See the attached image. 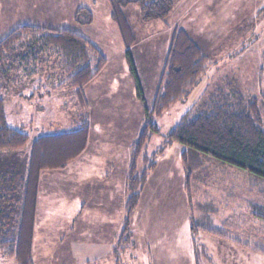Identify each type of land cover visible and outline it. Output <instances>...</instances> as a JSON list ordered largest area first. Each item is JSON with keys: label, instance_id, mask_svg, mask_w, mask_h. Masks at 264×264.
Here are the masks:
<instances>
[{"label": "rangeland", "instance_id": "374dc122", "mask_svg": "<svg viewBox=\"0 0 264 264\" xmlns=\"http://www.w3.org/2000/svg\"><path fill=\"white\" fill-rule=\"evenodd\" d=\"M171 2L172 9L163 20L143 21L135 4L122 8L132 30L133 43L128 48L135 75L124 55L126 46L111 19L109 0H86L85 5L79 7L91 13L89 24H74L77 8L69 17H64L62 24H52L51 28L37 26L53 30L73 28L100 50L105 65L83 88L76 90L61 84L66 75L51 49L30 47V62L26 65L30 73L18 65V57L29 51L25 46L10 52L7 59L0 62V96L7 123L29 138L18 150L0 152V174L11 169L23 176L26 149L31 148L36 138L75 128L81 116L87 114L86 149L77 160L71 161L70 168L52 172L55 177L45 186L58 190H49L51 197H57L62 190L60 197H64L51 201L69 204L77 178L80 185L75 194L85 206V198L93 190V186L87 185L92 184L96 176L100 181L107 176L111 193L115 195H112L115 205L110 203L114 209L109 215L83 216V212H79L63 227L65 230L56 228L44 232L50 225L45 226L44 233L41 232V249L36 247L38 254L35 252L33 264H208L201 252L196 255L192 249L198 237L206 245V253L213 257V264H264L261 251L264 249V219L257 218L251 207H264L263 182L244 170L194 155L188 149L183 161L181 155L186 148L178 143L165 148L155 168L149 172L128 231L121 237L132 146L147 119L145 109L151 111L175 29L181 28L187 33L206 56L207 66L188 96L172 104L160 116H151L159 132L147 144L146 154H152L161 146L185 112L196 115L212 100H234L238 95L245 100L256 98L264 117L259 76L264 55V0ZM23 43L30 44L29 37H24ZM243 47L245 51L234 55ZM135 76L143 96L140 100L135 94ZM141 168L138 160L137 169ZM94 171L96 176L89 177ZM10 192L7 186L0 190L11 207L12 203L15 206L16 198H11ZM1 207L0 214L9 208ZM9 211L10 216L17 213H13V209ZM47 216L41 215L42 225L50 223V220L45 222L49 218L56 223L60 218ZM11 219L6 221L9 231L13 229L14 219ZM89 225L91 230L86 227ZM189 226L191 230L187 231ZM59 229V234H55ZM207 230H211L212 235ZM217 234L230 239L221 240ZM85 239L92 242L75 244L79 255L70 254L68 243ZM86 250L91 253L87 254ZM0 264L16 262L0 250Z\"/></svg>", "mask_w": 264, "mask_h": 264}, {"label": "trees", "instance_id": "16d2710c", "mask_svg": "<svg viewBox=\"0 0 264 264\" xmlns=\"http://www.w3.org/2000/svg\"><path fill=\"white\" fill-rule=\"evenodd\" d=\"M109 2L111 19L117 25L126 46L124 55L135 75L128 48L133 43L132 30L122 14V8L135 4L139 7L143 21L163 20L169 15L172 2L171 0H109ZM73 18L76 25H85L92 21L91 13L85 8H78ZM24 37H29L30 44L23 43ZM21 45L29 48L28 52L18 57V65L24 67V71L28 73L31 71L26 66L30 62L28 53L31 52V46L38 45L40 50L51 49L59 58L60 70L66 75L61 84L76 90L87 85L105 65V60L96 45L70 27L53 30L31 25L17 26L0 40V62L5 61L10 52H17ZM245 50L243 47L234 52V55ZM206 66L207 58L198 46L183 29H175L151 111L145 109L147 119L132 146L121 237L128 231L130 218L138 205L140 192L149 172L155 168L164 149L173 143L186 148L181 155L183 161L188 149L194 155L210 157L220 163L244 170L259 178L264 185V117L256 98L245 100L238 95L234 100L227 98L212 100L196 115L187 111L171 128L155 152L150 155L145 152L152 136L159 132L156 124L151 121V116H160L172 104L188 96L205 73ZM259 76L262 80L261 103L264 105V55ZM134 89L136 97L142 99L141 87L136 76ZM77 97L81 99L80 94ZM88 120L85 114L81 116L80 123L75 128L36 138L31 144L23 176L11 169L0 174V190L7 186L12 191L11 198H16L15 206L12 203L10 207L9 199L0 195V208L9 207V210H14L13 213L17 212L10 216L7 209L0 214V221H3L0 225V250L7 258H13L16 264H33L32 242L40 174L42 171L63 169L84 152L89 134ZM28 141L25 132L8 125L4 101L0 96V152L18 150ZM138 160L141 161V170L137 169ZM16 206L18 208L14 209ZM251 207L255 210L257 218L264 219V207L256 205ZM204 213L206 210L202 214L203 220L206 216ZM11 218L14 219V223L13 229L9 231L6 221ZM206 219L210 223L208 216ZM192 226L191 229L195 231V227ZM261 251L264 253V249Z\"/></svg>", "mask_w": 264, "mask_h": 264}, {"label": "crops", "instance_id": "0c3cea01", "mask_svg": "<svg viewBox=\"0 0 264 264\" xmlns=\"http://www.w3.org/2000/svg\"><path fill=\"white\" fill-rule=\"evenodd\" d=\"M86 0H0V40L8 34L11 30L16 28L19 25H36V26H43V27H50V25H58L65 22V18L69 17L71 12H73L75 9L84 6ZM65 17V18H64ZM47 25V26H46ZM26 153L24 155V159L26 161V166L28 164L29 159V151L30 147L26 149ZM78 159V158H77ZM75 159V160H77ZM73 160V161H75ZM72 161V162H73ZM71 165V162L64 168L67 169ZM70 168V167H69ZM64 169H61L63 171ZM60 170H53V171H42L40 174V185L38 188V194H37V206H36V215H35V223H34V230H33V242H32V259L35 255V252L38 254L36 247L41 249V242L43 241V238H41V232H43V229H45V226H48L44 232L51 231V229L56 228H63L67 227L69 222L71 221V218L75 215H78L79 212H83V216L85 214H92L96 213L99 216H106L109 215L112 211V206H114V200L115 195L111 193V184L109 182V177L105 176L102 181L98 178L95 174V171L93 175L89 177H94L92 184L87 185V187H92V193L90 196L85 198L86 205L83 206V203L79 202L80 197L76 190H78V186L80 185L78 182V179L76 178V182L74 185V191L71 192L70 195L73 197L70 198L69 204H61L54 203V201H51L52 199H59L63 198L60 197L62 190H59V194L57 197H51L49 196L51 194L48 193L50 191H58L54 186L48 187L45 186L47 181L51 178L54 179L55 175H52L54 173ZM48 174H51L48 176ZM88 177V178H89ZM87 178V179H88ZM100 181V182H99ZM57 186V185H56ZM59 189V188H58ZM113 192V190H112ZM55 193V192H54ZM115 193V192H114ZM87 195V194H86ZM114 197H113V196ZM112 202V206L110 203ZM80 203V205H78ZM41 215L48 217H60L58 218V222L56 223L53 219H47L45 222L50 220V223L48 224H41ZM55 218V219H56ZM241 221V219H237ZM238 223V221H236ZM242 222V221H241ZM240 222V223H241ZM235 225V221L233 223ZM89 228L88 230H91L92 227L86 226ZM219 230L220 228L217 227ZM62 230H65L63 228ZM87 230V231H88ZM98 230V229H97ZM190 226L187 228V231H190ZM61 230H57L55 234H59ZM72 231V229H71ZM43 232V233H44ZM189 233V232H188ZM54 234V235H55ZM216 234V233H215ZM44 235V234H43ZM212 235V232H211ZM209 236V235H205ZM215 237V235H213ZM49 237V236H48ZM59 237V236H58ZM57 237V238H58ZM213 237V238H214ZM216 237L219 239H225L227 241L230 239V237H223L220 234H217ZM50 238L52 236L50 235ZM198 237L196 238V242L194 245H192V249L195 252V254H198V251L201 252V256H204V262L208 264H213L215 261L213 257L206 253V245H204ZM232 240V239H231ZM230 241V240H229ZM86 244L88 242H92L91 240H73L70 243H68L67 247L69 248L70 254H75V256L79 255V251L76 249L75 244ZM96 242V241H93ZM228 242V241H227ZM231 242V241H230ZM100 243V242H97ZM87 254H90L91 251L86 250ZM41 253V251H40ZM92 255V254H91ZM76 256V257H77ZM198 257V256H195ZM223 259V258H222Z\"/></svg>", "mask_w": 264, "mask_h": 264}]
</instances>
